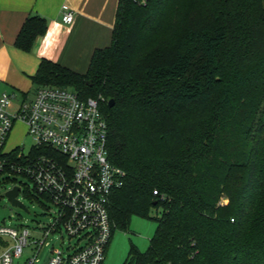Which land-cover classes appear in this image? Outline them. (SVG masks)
<instances>
[{"label":"trees","instance_id":"trees-1","mask_svg":"<svg viewBox=\"0 0 264 264\" xmlns=\"http://www.w3.org/2000/svg\"><path fill=\"white\" fill-rule=\"evenodd\" d=\"M47 29L27 17L17 47ZM32 79L104 99L109 157L127 174L113 233L160 210L123 264H264V0H119L86 72L43 58Z\"/></svg>","mask_w":264,"mask_h":264},{"label":"built area","instance_id":"built-area-1","mask_svg":"<svg viewBox=\"0 0 264 264\" xmlns=\"http://www.w3.org/2000/svg\"><path fill=\"white\" fill-rule=\"evenodd\" d=\"M62 11L63 21L71 23V8L64 4ZM103 100L82 98L71 87L42 86L32 97L0 89V185L14 182L21 193L28 188L10 177H27L36 193L57 208L54 221L42 227L44 239L35 242L36 252L25 264L38 262L45 238L62 227L83 244L66 255L53 249L47 264H102L105 259L115 227L109 214L111 196L127 174L109 157L110 127L101 109ZM17 122L35 141L27 152L20 147L6 151ZM30 235L28 227L0 226V264H14Z\"/></svg>","mask_w":264,"mask_h":264},{"label":"crops","instance_id":"crops-1","mask_svg":"<svg viewBox=\"0 0 264 264\" xmlns=\"http://www.w3.org/2000/svg\"><path fill=\"white\" fill-rule=\"evenodd\" d=\"M118 2L0 0V89L30 96L33 89L39 88L32 77L43 58L77 72H86L94 51L111 44ZM64 4L74 13L71 23L63 21ZM31 15L45 17L48 29L37 39L31 51H24L17 47L16 39Z\"/></svg>","mask_w":264,"mask_h":264},{"label":"rangeland","instance_id":"rangeland-1","mask_svg":"<svg viewBox=\"0 0 264 264\" xmlns=\"http://www.w3.org/2000/svg\"><path fill=\"white\" fill-rule=\"evenodd\" d=\"M35 91V89L31 91V97L36 93ZM34 144L35 141L28 134L27 127L23 123L17 122L12 130L6 151L9 152L16 147H20L27 152ZM10 178L18 180L23 183L24 187L29 189L27 195L24 189L18 196V199L23 202L26 208L13 205L6 195L7 191L14 186V182H9L5 186L0 185V226L19 230L24 227L30 228L29 244L25 247L23 255L14 260V264H24L28 257L35 254L37 246L35 242L44 239L45 231L42 227H46L54 221L57 208L45 197L36 193L34 184L29 178L22 175H15ZM222 203H228V199H224ZM160 215V210L153 209L149 217L133 216L128 229H115L102 264H123L128 256L131 244H134L141 251H146L156 231V217ZM82 244L83 242L78 237H70L64 227L57 231H50L37 256L39 261L35 264L46 263L53 249H61L66 255Z\"/></svg>","mask_w":264,"mask_h":264},{"label":"water","instance_id":"water-1","mask_svg":"<svg viewBox=\"0 0 264 264\" xmlns=\"http://www.w3.org/2000/svg\"><path fill=\"white\" fill-rule=\"evenodd\" d=\"M114 104H115V99L110 98L108 100V105L110 107H112V106H114ZM19 193H20V186L15 185L7 191L6 195L8 196V198L10 199V201L13 205H19L23 208H26L25 205L23 204V202L18 199Z\"/></svg>","mask_w":264,"mask_h":264}]
</instances>
